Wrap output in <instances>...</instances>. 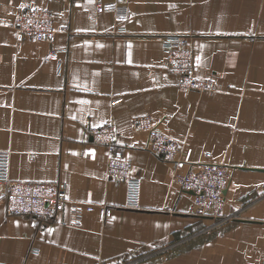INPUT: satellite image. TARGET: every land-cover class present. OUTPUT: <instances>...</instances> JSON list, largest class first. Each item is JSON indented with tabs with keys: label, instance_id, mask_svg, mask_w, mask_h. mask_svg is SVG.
<instances>
[{
	"label": "crops",
	"instance_id": "crops-1",
	"mask_svg": "<svg viewBox=\"0 0 264 264\" xmlns=\"http://www.w3.org/2000/svg\"><path fill=\"white\" fill-rule=\"evenodd\" d=\"M0 0V150L9 177L61 181L67 203L38 218L7 212L0 184V264H264V0ZM53 14L52 40L20 35L16 13ZM188 35L203 90H181L166 35ZM148 115L182 144V162L231 167L223 221L190 212L173 165L146 149L132 119ZM112 121L140 179V203L106 172L88 127ZM112 207L104 220L97 204ZM207 228L203 233V229Z\"/></svg>",
	"mask_w": 264,
	"mask_h": 264
},
{
	"label": "built area",
	"instance_id": "built-area-1",
	"mask_svg": "<svg viewBox=\"0 0 264 264\" xmlns=\"http://www.w3.org/2000/svg\"><path fill=\"white\" fill-rule=\"evenodd\" d=\"M96 12H113L117 22H122L126 12L120 9L116 1L93 0ZM53 14L42 7H25L15 14L13 27L22 36L37 40H52L55 29L52 24ZM162 47L166 52V67L173 73L177 87L181 90H203L209 88L208 81L195 76L193 52L188 35H166ZM135 130L145 135L146 149L163 161L173 165V180L179 187L192 195L190 212L198 216H208L214 221H223L229 215H222L224 192L231 181V167L212 161L190 162L187 169H177L182 162L181 142L159 129L148 115L132 119ZM92 140L107 148L106 172L115 179L125 183L124 206L137 208L140 203V179L132 172L131 161L123 155L117 145V131L112 121L99 126L88 127ZM9 152L0 150V184L6 200L7 212L38 218H47L61 211L68 203L71 210L79 217L82 210L93 211L95 206H82L71 201L61 181L19 180L9 177ZM101 220L106 219L112 207L106 203L97 204Z\"/></svg>",
	"mask_w": 264,
	"mask_h": 264
},
{
	"label": "rangeland",
	"instance_id": "rangeland-1",
	"mask_svg": "<svg viewBox=\"0 0 264 264\" xmlns=\"http://www.w3.org/2000/svg\"><path fill=\"white\" fill-rule=\"evenodd\" d=\"M205 229L208 230L207 228H204V229H203V233L206 231Z\"/></svg>",
	"mask_w": 264,
	"mask_h": 264
}]
</instances>
